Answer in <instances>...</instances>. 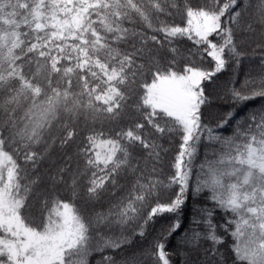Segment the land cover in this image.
Wrapping results in <instances>:
<instances>
[{
  "label": "trees",
  "instance_id": "trees-1",
  "mask_svg": "<svg viewBox=\"0 0 264 264\" xmlns=\"http://www.w3.org/2000/svg\"><path fill=\"white\" fill-rule=\"evenodd\" d=\"M186 2L0 0V148L12 164L3 168V180L18 204L19 221L37 232L47 230L60 206L72 209L84 228L71 247L59 249L64 264H108L105 257L112 258L111 264H138L141 249L146 251L166 235L164 230L176 218L165 213L144 224L157 199L169 203L178 191V185L169 182L180 144L178 135L154 133L145 117L154 106L151 93L157 73L213 67L186 37H172L162 48L152 40L164 41L163 28L187 26ZM207 2L191 0L193 5ZM249 24L254 32L248 30ZM233 31L241 37L240 62L229 60L213 81L204 82L209 103L203 122L221 139H210L203 131L195 145L188 197L179 215L181 227L167 241L176 264H234V247L242 246L252 231L233 236L235 224L226 231V221L238 217L212 201V189L204 186L211 181L213 168L231 171L230 164L217 162L235 155L236 144L247 143L236 138V130L243 131L251 115L264 111V99L237 104L226 91L240 89L261 73L257 45L264 43V25L244 12ZM170 49L176 51L170 54ZM230 111L235 113L233 120L217 128ZM157 117L163 126L166 121L159 112ZM139 123H145L143 135L156 145L154 150L129 142L128 130L139 134L135 131ZM226 139L234 141L231 152ZM101 142L110 147L98 160ZM236 167L247 172L250 165ZM254 171L258 176L259 168ZM235 179L223 177V183L227 186ZM130 205L135 206V216L126 214ZM209 213L223 245L210 239ZM139 225L145 229L143 236L137 235ZM0 235L15 238L6 231ZM125 238L131 241L127 247H111Z\"/></svg>",
  "mask_w": 264,
  "mask_h": 264
},
{
  "label": "snow or ice",
  "instance_id": "snow-or-ice-1",
  "mask_svg": "<svg viewBox=\"0 0 264 264\" xmlns=\"http://www.w3.org/2000/svg\"><path fill=\"white\" fill-rule=\"evenodd\" d=\"M185 9L188 17L186 27L163 28L160 31L164 34V41L157 37H153L152 40L162 48L164 43L172 37H186L199 46L200 55L207 56L213 67L208 70L188 66L183 73L169 70L156 74L155 78L158 83L153 85L156 103L149 115L145 117V123L154 133L165 136L178 135L180 138L179 152L175 157L174 165L176 171L169 182L178 185V191L174 193V199H171L169 203H159L157 199L153 203L154 206L147 211L144 224L147 225L154 218L161 217L165 213L175 214L176 218L164 230L166 235L159 236L146 251L144 248L141 249L138 264H143L145 259L150 261V264H176L173 258L174 251L168 250L167 241L181 227L179 215L188 197L191 174L189 165L196 150L195 145L200 140L203 131H207L210 139H221L219 136H213V129L208 128L203 122V109L209 103L208 96L205 94L204 82L213 81L214 77L226 67L229 60L236 64L240 62L241 37L233 31V25L238 23L244 12H251L256 20L264 25V0H249L247 4L244 0L243 4L241 0H210L203 5H193L191 0H187ZM225 20L228 23H224ZM247 28L250 32H254L251 24L247 25ZM257 48L262 53L261 73L246 80L240 89L232 87L226 90L229 98L237 104L255 100L257 97L264 99V43L258 44ZM175 51L176 49H170V54ZM226 54L228 59L225 58ZM157 112L166 121L163 126L156 122ZM234 115L235 113L230 111L221 117L217 122V128H225L229 121L233 120ZM248 120L249 124L243 131L236 130V138L243 139L247 143L236 144L235 155L221 158L217 162L219 165L230 164L231 171L213 168L212 179L206 181L204 186L212 189V201L238 217L236 220L226 221L224 225L226 231L228 226L233 224L236 225V231L231 233L233 236H244L246 229H252L243 245L234 247V264H264V111L251 115ZM145 123L135 125V131L139 134L133 136V130L129 129L127 136L129 142L134 140L145 148L154 150L156 145L146 142L145 135H143ZM223 142L231 152L234 141L226 139ZM254 144H258L259 147H254ZM185 157L188 158L187 163ZM244 164L250 165L247 172H244L243 168L236 167V165ZM255 168H259L258 176L254 171ZM223 177L236 179L235 182L225 186ZM225 188L227 189L226 195L217 194L218 192L223 193ZM196 190L200 191L199 181H197ZM134 209L135 206L130 205L126 214L135 216ZM207 227L210 239L215 244L223 245L224 241L215 235L217 226L212 223L211 213L208 216ZM83 228L82 224L79 225L75 230L76 233L82 236ZM138 228L140 231L137 235L143 236L144 227L139 225ZM5 231L16 238L5 239L0 235V264H64L58 245L45 246L44 242L49 239L48 237H37L28 230H23L26 239H20L17 226L11 220L8 227L0 228V232ZM130 244L131 241L125 238L119 243L112 244L111 247L119 249ZM41 257L46 258L40 259ZM104 259L111 264V257Z\"/></svg>",
  "mask_w": 264,
  "mask_h": 264
},
{
  "label": "rangeland",
  "instance_id": "rangeland-1",
  "mask_svg": "<svg viewBox=\"0 0 264 264\" xmlns=\"http://www.w3.org/2000/svg\"><path fill=\"white\" fill-rule=\"evenodd\" d=\"M156 80L154 84H157ZM152 102L155 104V91L152 86L151 93ZM109 143L101 142L97 143V158L102 160L106 154L109 152ZM8 154L0 148V222L4 226H9V221L11 220L14 225L17 226V231L19 233L20 239H26L23 235V230H28L37 237H48L49 239L45 240L46 247L59 246V249L65 245L73 244V241H77L79 234L76 233V228L81 225L74 212L68 205H62L57 210H55V220L51 222L47 230L42 231L43 233L37 232L34 229L27 227L24 223L19 221L17 215L18 204L14 203L15 200L10 198V194L7 191V186L3 180L2 170L3 168H11V163ZM21 236V237H20ZM16 238V237H15ZM13 238V239H15ZM46 257H41L40 259H45Z\"/></svg>",
  "mask_w": 264,
  "mask_h": 264
}]
</instances>
